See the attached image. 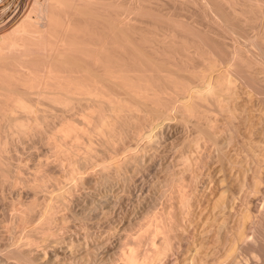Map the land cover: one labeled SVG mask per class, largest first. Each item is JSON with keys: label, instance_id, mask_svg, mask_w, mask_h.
Returning <instances> with one entry per match:
<instances>
[{"label": "bare ground", "instance_id": "6f19581e", "mask_svg": "<svg viewBox=\"0 0 264 264\" xmlns=\"http://www.w3.org/2000/svg\"><path fill=\"white\" fill-rule=\"evenodd\" d=\"M199 3L214 26L151 0H0L1 227L49 231L101 151L136 147L129 166L168 143L182 167L161 180L183 213L128 223L106 263L264 264V0Z\"/></svg>", "mask_w": 264, "mask_h": 264}, {"label": "rangeland", "instance_id": "374dc122", "mask_svg": "<svg viewBox=\"0 0 264 264\" xmlns=\"http://www.w3.org/2000/svg\"><path fill=\"white\" fill-rule=\"evenodd\" d=\"M151 4H160L165 12L178 16L181 19L198 22L199 26L204 29L214 26L212 19L203 13L199 0L198 3H195V0H186V4L180 0H151ZM138 23H141L143 27H150L154 25V20L150 17H144L138 19ZM229 42H231V39H228ZM253 108L257 109L259 116H261V122L264 128V115L262 111L257 106ZM93 137L96 139V136H92V139ZM163 144L159 146L158 150L150 148L147 151L139 152L140 155L144 154L147 156H144L145 159L143 158L145 163L142 160H138V162L134 161L129 166L127 165L130 162V157L136 154L134 149L136 147H118L116 151L107 153L101 151L98 163L86 170V185L84 186V184L80 183L81 185L78 184L79 187L76 186L78 189L75 187L74 193L71 195L75 198L73 199L71 197L73 199L71 200L72 204L71 202L70 204L67 203L59 209L55 220L47 232L45 231L35 235L30 234L31 236L27 235L26 237L23 235L22 240L21 234L12 233L14 228L11 232L5 226L1 227L4 224L2 223L0 226V248L2 249V251L0 250V259H2V263L0 262V264H107L106 259L109 257V245L115 242L117 243L119 236L124 233L125 225L145 216L149 218L150 214L152 218L153 215H164L166 210L170 213L172 212V215L175 213L174 211L177 214L179 212L183 213L180 209L181 204L174 201L176 199H173L174 195H172V198L170 197L171 192L172 194L174 193L173 191L175 189H171L174 185L169 186L170 184L168 183L165 185L166 187L164 186V181H169L167 180L170 175L168 173L177 171L175 172L177 174L181 170L182 165L177 159L178 150L171 153L168 150V143ZM178 146L180 145H177V148ZM83 150L84 145H82ZM155 161L161 163L162 167L164 166V169L161 168L163 172L159 171L158 173V169L156 171H148V166L155 163ZM166 172L168 178L166 177ZM44 174L46 175V173ZM146 179L150 180L147 181ZM53 182L46 184L48 187L45 188H48V190L42 191L46 193L42 194L41 192L38 195L41 198V204L38 202V206L36 203L34 205L30 204L35 197V193L30 191L28 185H26V202L31 206L32 210L30 213H33L31 216L33 222L29 225H37V222H40L41 213H43L42 211L47 206L44 203L45 199H43V195L46 194L45 198L49 195L50 192L48 191H51L50 188L53 189ZM171 183L173 184V182ZM141 188L144 191L142 190L141 192ZM166 192H169V195ZM107 201L114 203H112V206H108L106 205ZM183 215L186 217V212ZM210 234V231L205 232L203 230L202 235H199L200 251L204 254L211 251L212 244L209 243L211 242ZM18 240L25 241V243L23 244L22 241ZM13 247H21L27 251V258H18L19 256H15L16 254L10 256L7 250ZM11 254H14V252L12 251ZM216 256L214 254L210 255L208 262L213 263ZM239 257L241 258L240 255Z\"/></svg>", "mask_w": 264, "mask_h": 264}]
</instances>
